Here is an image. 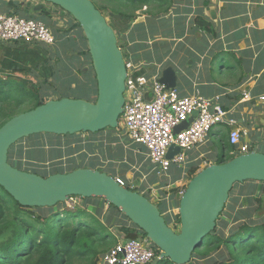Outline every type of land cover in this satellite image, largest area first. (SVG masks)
<instances>
[{
	"label": "trees",
	"instance_id": "trees-1",
	"mask_svg": "<svg viewBox=\"0 0 264 264\" xmlns=\"http://www.w3.org/2000/svg\"><path fill=\"white\" fill-rule=\"evenodd\" d=\"M89 1L106 19H112L122 29H128L121 36L128 45H131V49L136 50L132 52L136 54L130 57L135 64L142 59L146 63L147 61H156L159 63L157 65H160L162 58L157 56L156 60H153L148 45H152L151 50L154 51L158 49L156 45H171L174 44L173 39L185 38L187 40L186 38H188V36L184 37L185 17L173 19L172 16H166L175 0H100L107 3L102 5H99L96 0ZM143 8H145L144 10L148 9L145 22L134 24V12ZM15 9L18 10V7L15 6ZM189 10V6L183 9L184 14L187 15ZM175 11L177 12L178 9ZM16 13L27 16L29 11L19 9ZM38 15L42 16V22L49 27L50 14L45 10V7ZM115 16H119L120 20H116ZM126 22H132V25L126 27V24H128ZM75 27L81 35L74 38H68V34L73 33L71 30L65 31L67 32L65 34L63 32H53L55 43L51 47H40V45L34 44L31 48H28L25 46L27 44L18 43L24 45H21L19 49L12 50V57L15 54V59L18 60V63L21 62V66L26 67L29 65L31 70L37 73L36 76L42 74V84H38V82L34 84L26 79L29 73L21 70H28L27 67L26 69H14L8 72L9 70L2 71L3 64L0 63V127L19 115L18 111L24 109H27L26 112L34 110L45 102L52 100L49 99L52 96H55L56 100H60L70 98L71 95L78 97L80 94H89L92 90L91 85L84 92L78 88L71 90L70 86L74 83L85 85L90 81L87 78L91 74L96 87L94 90L96 100L97 85L86 40L82 36L79 25L75 23ZM212 30V24L200 15L192 20L189 29H187L191 36L210 33ZM170 42L171 44H168ZM137 51H143V58L139 56ZM43 52L45 55H43ZM75 57L76 59H74ZM86 58L90 60V71L84 73L82 60ZM77 64L80 65L76 68L77 73L85 77V82H78L72 74L71 68H75ZM64 72L69 76L65 82L67 84L66 88L61 85V78H58ZM19 73L27 74V76H20ZM141 73L146 74L143 70ZM48 78L54 79L52 82L58 81L59 85L55 86L52 82L46 83ZM44 96H47L48 99L43 101ZM86 101L92 102L89 99ZM101 132L95 134L84 133L89 136V140L84 143L80 140L74 143L71 142L73 146L62 144L63 141H60V139L67 138L66 140L70 142L80 134L66 135L65 137L45 136L44 138L49 139V143L54 144V146H50L49 155H46L47 153L45 154L43 149L38 148L37 141L41 137L32 135L28 139L19 140L10 147L7 162L13 168L43 178L54 174L69 173L77 169H91L116 178L111 174L110 169H102L97 153L102 156L106 154L107 159L117 161L118 158L122 157L123 149L122 147H117L115 150L111 149V145L104 142H99L95 147L96 136ZM216 135L220 136L218 140L220 150L210 156V161L216 159L217 164H222L226 155L230 156L229 161L239 156L235 147L230 145L227 132L219 128L216 130ZM25 141L30 142V145L25 147L23 145ZM115 141V139H110L111 144ZM133 148H136L138 162L143 163L144 166L147 165L144 152L139 148V145L134 144ZM78 152H81L79 153V164L74 159L69 158L68 167H65L61 161L45 165L48 157L54 162L64 156L72 157ZM232 152H235V154L231 155ZM36 159L40 161L42 168L35 165ZM146 167L143 168L146 169ZM197 169L195 167L189 171L190 179L194 177ZM122 179L126 181L125 177H122ZM177 180L178 178H174L173 183ZM237 186H241L238 196L241 199V208L233 212L232 208L235 209L237 204L231 200V196L233 189ZM132 191L137 192L135 189ZM141 195L148 199L146 195ZM81 200L84 204L83 208L74 210L65 209V203L57 204L52 208L24 207L15 202L0 187V264H100L101 257L120 242L110 232L111 229L107 226L108 223L111 224L110 227H118L123 234L122 241L146 238L145 234L132 224V226L127 227L116 220L112 223L113 216L110 212L116 216L122 215L113 206H107L103 199L81 198ZM255 204L256 207L258 204L259 206L256 208ZM92 205L95 206V213L87 210L89 206L93 207ZM262 206L264 207V183L247 181L234 184L224 206L225 211L223 209L219 215L215 229L205 237L187 264H264V218L257 211ZM226 208L231 209L233 213L226 214ZM222 216L229 218L232 223L240 222L228 229V223L223 220ZM175 221L174 224H180L178 214L175 216ZM167 226H170V223ZM227 231L228 233H226ZM158 254L157 251L156 255ZM159 264H170V262L161 260Z\"/></svg>",
	"mask_w": 264,
	"mask_h": 264
},
{
	"label": "water",
	"instance_id": "water-1",
	"mask_svg": "<svg viewBox=\"0 0 264 264\" xmlns=\"http://www.w3.org/2000/svg\"><path fill=\"white\" fill-rule=\"evenodd\" d=\"M33 12L40 13L50 4L70 15L86 40L94 71L97 96L94 102L63 98L49 100L34 110L19 114L0 127V187L19 205L52 208L71 197L100 198L116 208L160 252L150 264L168 260L187 264L205 237L216 226L234 184L247 181L264 183V154L256 148L222 164L214 160L187 184L179 199V232L167 226L158 207L137 192L120 186L115 178L91 169H77L43 178L13 168L8 151L21 139L32 135L56 136L95 134L107 128L117 129L124 104L125 64L115 32L106 18L89 0H37ZM120 20L119 16H115ZM159 83L167 90L177 85L172 66L163 69ZM193 118L174 129V134L188 128ZM180 149L170 147L167 159Z\"/></svg>",
	"mask_w": 264,
	"mask_h": 264
},
{
	"label": "rangeland",
	"instance_id": "rangeland-1",
	"mask_svg": "<svg viewBox=\"0 0 264 264\" xmlns=\"http://www.w3.org/2000/svg\"><path fill=\"white\" fill-rule=\"evenodd\" d=\"M25 0H19V3H23ZM33 3H37V0H29ZM99 2V5L102 4H107L106 2H102L100 0H96ZM28 2H24L23 6L25 7L27 5ZM40 4V3H39ZM33 5V4H32ZM31 5V6H32ZM45 7V10L50 14V20H49V27L50 30L52 31V33L55 31L56 32H63V34L67 33L65 31H72L73 33L68 34V38H74L75 36H80V32L77 30V28L75 27V21L73 20V18L68 15L66 12L62 11L61 9H59L58 7L52 6L50 4H43ZM110 5V4H108ZM187 0H175L173 6L170 8V10L166 13L167 17H171L172 14L175 12V10H179V9H186L187 7ZM4 8V7H3ZM26 9L29 11V15L35 20L41 21L42 22V16L38 15L36 13L33 12V10H30V7H26ZM189 9L192 11L194 8L193 7H189ZM147 10L143 9H139L136 12H134L135 14V21L134 24L137 23H142L143 19H145V15L147 13ZM108 25H110V27L113 29V31H115V35H116V39H117V45L120 49V51L122 52L123 58H127V60L132 61V58H130V54L128 51V47L129 45L127 44V42L122 38V33L128 31V29H122L118 23H116L115 21H113L112 19H106ZM133 22V21H132ZM132 22H126L128 24H126V27H129L132 25ZM185 37L188 36V38L182 39L180 42H174V44H171V46H168L167 51L165 52V55L160 63L161 65V71L169 66H172L173 69L176 72V77H177V85L175 90L177 91V93L181 96L187 95L191 93V90L193 88H195L196 90H198L197 88H200L198 91H196V93H201L202 88L204 87V80H208V81H212V83H214V86L218 87V88H222V86H224V84L229 85L230 83H225L220 81V78H223V76H220L219 74V69H220V65H221V58L219 57H211V60L209 61V64H206L203 62V60L199 61L198 58H196L194 56V52L192 50L189 49V45H196L199 36L196 34L194 36H191L189 34V32L187 31L188 29V24L187 22L190 21H185ZM77 24V23H76ZM53 33V35H55ZM190 35V36H189ZM83 36V35H82ZM191 38V41H190ZM189 41V42H188ZM166 42V41H164ZM21 45L24 44H18V43H0V63L3 64V67H1L2 71L5 70H9L13 71L14 69H27L28 70H21V71H26L27 73H29L27 76V74H20V76H27L26 79H28L31 83L36 84L38 82V84H42L43 83V76L42 74H38V76H36V72L34 70H31L30 66L27 65L26 67L21 66L20 63H18V60L15 59V54L12 57V50L15 49H19V47ZM83 45V44H82ZM176 45H179L178 47ZM188 45V46H187ZM197 45H202V42H198ZM28 48H31L32 46H34V44H27L25 45ZM43 47V46H40ZM46 48V47H45ZM44 48V49H45ZM46 50V49H45ZM141 53V52H140ZM43 55H45V53L43 52ZM76 59V57L74 58ZM228 60V58L226 59ZM134 61V60H133ZM132 61V62H133ZM140 63H136L137 65H139L144 72L147 75H154V69L156 71V65L155 62H148L147 63L145 61H142V59L139 61ZM81 63V62H80ZM202 63V68L198 67V64ZM82 64L84 66V73L85 71H90V60H88V58L82 60ZM50 65V64H49ZM210 65V67L212 68V72L210 74L204 72V68L208 67ZM51 66V65H50ZM80 66L79 64H77V66L75 68H71L72 70V74L76 77L78 82H85V77H82V75L77 73L76 68ZM19 76V77H20ZM58 78H61V85L65 86V88L67 87V84L65 83L67 81V79L69 78V76L64 72L61 73ZM90 81L88 83H86L85 85H76L77 83L71 84L70 89L71 90H76L77 88L80 89V91L84 92L90 85L92 87V90H90L91 92L89 94H80V96L75 97L73 95H71L70 98L73 99H83V100H91L92 102L95 101V94H94V90H95V85L93 82V75L91 74L90 76H88V78ZM54 79L48 78V82L46 83H51ZM55 84V86L59 85L58 81L52 82ZM234 83V82H233ZM232 83V84H233ZM37 84V85H38ZM53 84V86H54ZM216 87H213L214 90H217ZM220 89H218L219 91ZM195 93V94H196ZM46 95V94H44ZM216 97V96H215ZM219 97V101L221 99V96H217ZM47 96H44L42 98V100H47ZM49 99H56L55 96L50 97ZM234 102L238 101V99H235L234 97ZM236 102L235 105L236 106ZM231 113L235 114V108H230ZM27 109L24 110H20L18 111L19 114L26 112ZM118 121L120 122V117L118 119ZM216 129L218 128H213L210 133H209V139L207 138L206 141L204 142L205 144H202L201 146H199L198 149V154L194 155L195 160L193 159V161H191L189 164H186L185 167L183 168L184 170H181L182 174V179H180L179 182L176 183H172L174 180L175 175L177 174L176 168H172L170 170V173H168V175L166 177H163L161 179H158L155 176V173L153 174L152 169L150 168V164L147 160V165L144 166L143 163H139V159H138V155L136 152V148H133L134 144L131 143L125 132L122 129L121 126V122L118 124L117 129H113V130H106L103 131L101 133H99L96 136V141L94 142V146L96 147L97 144L99 142H104L105 144H110L111 149H116L117 147H122L123 149V154L121 158H118L117 161L115 160H110L107 159L106 154H104L103 156L101 154H98L97 151V155L99 157V162L102 165V169H110L111 170V174H113L116 178H120L122 179V177H125V180H123L126 184V186L129 185H133V187L135 188V190H137V192L139 194H144L148 197V199L152 200L154 203V205H156V203H160L162 200H167L170 197H172V193L173 191H177V192H182L187 184L189 183L190 179V174L189 171L191 169H194L195 167H197V171L195 173V175L201 171L202 169L208 167L214 160L210 161V157L211 155H214L218 150H220V145L218 143V140L220 139V136L216 135ZM77 135V134H76ZM34 136H38V135H34ZM45 136L49 137V136H53V135H47V134H39V138L37 143H38V148L43 149V152L46 155H49V152L51 150L50 146H54V144H51L48 142L49 139L44 138ZM70 136V135H69ZM61 137H65V136H61ZM68 137V136H67ZM28 139V138H27ZM67 138H61L60 141L62 140L63 142H61L62 144H69L71 146H73V143L75 141H83L86 142L89 140V136L85 135L84 133H80V135H78L77 138L72 139V141L70 140L67 141ZM110 139H115V143L113 142L111 144ZM25 140V139H24ZM73 142V143H71ZM248 145H250L253 148L257 149V152L264 154V144L260 143V142H255L253 144H251L250 142H246ZM242 144V143H241ZM23 145L26 147L27 145H30V142H23ZM140 149L143 150L144 152V158L145 157V150L143 147L139 146ZM196 149V150H197ZM210 151V153L205 154L206 152ZM79 153L78 154L72 156V157H66L64 156L62 159H58L55 160L54 162L50 160V158L48 157V160L46 162L45 165H49L51 163L55 164L58 161H61L62 163H64L65 167H68L69 165H67L69 158H72L75 160V162L77 164L80 163V159H79ZM190 153V152H189ZM188 153V154H189ZM203 156L201 158H199L200 155ZM230 156L226 155V157L223 159V163L229 161ZM35 165L37 167H41L40 166V161L38 159H36ZM34 165V167H35ZM147 166V167H146ZM48 167V166H47ZM143 167H146V169H144ZM42 168V167H41ZM47 169V168H46ZM65 174V173H64ZM171 175V176H170ZM173 175V176H172ZM194 175V176H195ZM240 189L241 186H237L236 188H234L233 190V194L231 196V200L235 202V204H237L236 206V210L234 208L233 212H236L238 209L241 208V199L238 198L239 193H240ZM141 192V193H140ZM178 196V195H177ZM176 196V198H177ZM149 200V201H150ZM230 200V201H231ZM151 202V201H150ZM84 204L81 200V198L79 197H72L71 200H68L65 203L64 208L67 210H74V209H82ZM93 207L89 206L87 208L88 211L95 213V206L92 205ZM159 209V211L161 212L162 215V210H161V206L156 205ZM259 206V204H258ZM257 206V207H258ZM256 207V204H255ZM256 207V208H257ZM63 208V207H62ZM63 208V209H64ZM86 208V207H85ZM107 208V206L105 207V209ZM225 211V209H224ZM259 212V215L264 218V207L262 206L261 208H258L257 210ZM231 212V209L226 208V214L228 213H233ZM110 214H112L113 218L111 220L112 223H114V221H118V220H123L124 218L122 216H116L115 214H113L112 212H110ZM235 214V213H234ZM163 216V215H162ZM166 221V224L170 223V220L167 217H164ZM223 220L227 221L228 223V229L234 227V225H236L238 222H230V219L223 217ZM126 221V219H125ZM124 223H127L125 222ZM128 221V220H127ZM175 221V218H174ZM176 222V221H175ZM110 223L107 224V226L111 229L110 232L113 233V235H115L118 239V241H122L123 240V234L119 231L118 227L112 226L110 227ZM115 227V228H114ZM173 231L175 232H179V228H180V224L177 223H172L169 226ZM228 233V231L226 232ZM100 264H102L100 262ZM171 264V263H170Z\"/></svg>",
	"mask_w": 264,
	"mask_h": 264
},
{
	"label": "built area",
	"instance_id": "built-area-1",
	"mask_svg": "<svg viewBox=\"0 0 264 264\" xmlns=\"http://www.w3.org/2000/svg\"><path fill=\"white\" fill-rule=\"evenodd\" d=\"M24 2H28L25 7ZM24 2L19 4L21 10L33 7L31 1ZM0 43L51 47L55 38L43 22L9 9L0 10ZM124 64L126 74L121 126L131 143L146 150L150 167L157 177L166 176L172 168H183L187 153L204 144L213 128H227L229 143L239 155L250 152V146L241 144V130L237 128L231 111L224 110L219 104V97L208 99L199 93L181 96L175 89L167 90L159 83L160 71L154 75L143 74V69L127 58H124ZM259 100L263 102L264 97ZM251 101L250 92L243 91L241 102ZM190 118L193 120L188 128L174 134V129ZM172 146L179 148L180 152L169 160L166 156ZM115 181L130 190L135 189L132 184L126 186L120 178H115ZM157 251L146 238L120 241L101 257V263L150 264L159 256L160 252L156 255Z\"/></svg>",
	"mask_w": 264,
	"mask_h": 264
},
{
	"label": "crops",
	"instance_id": "crops-1",
	"mask_svg": "<svg viewBox=\"0 0 264 264\" xmlns=\"http://www.w3.org/2000/svg\"><path fill=\"white\" fill-rule=\"evenodd\" d=\"M18 1L0 0V10L8 11L9 9H13L19 11L20 3ZM37 5H39V2L33 3V7L30 9L33 10ZM15 6L18 7V10L15 9ZM187 6H191L194 9L192 11L189 10L187 15L184 14L182 9H179L172 14V18L179 19L185 17L187 21H190L187 22L189 29L192 20L197 15H200L212 24L213 29L210 33L197 34L199 38L196 45L187 46L194 52V56L199 61L203 60L206 64H209L211 57L220 56L221 65L219 74L223 76V78H220V81L230 83L229 85L224 84L222 88H218L214 86L212 81L204 80V87L199 94L208 99L221 96L219 104L224 110H231L230 108L236 109L235 114H232V118H234L237 128L241 130V136L243 137L242 144L248 145L246 142L250 141L251 144L257 141L264 144V101L261 102L259 100L260 97H264V0H187ZM143 22H145V19H143ZM181 40L173 39V42H180ZM199 40L202 42V45H197ZM148 46L150 47L152 59L156 60L157 56L163 59L168 46L171 45H156L158 49L154 51L151 50L152 45ZM176 46L178 47L179 45ZM128 51L130 57L136 54L132 53L136 50L131 49V45H129ZM137 53L143 58V51H137ZM227 58L228 60H226ZM152 62L159 64L156 61ZM198 67L202 68V63L198 64ZM156 68L158 69L156 71L154 69L155 74L161 71L160 65H156ZM204 72L208 74L212 72L210 65L204 68ZM213 87H216L217 90H214ZM197 89L199 90L200 88ZM218 89L220 90L218 91ZM198 90L193 88L190 94L184 96L194 95ZM243 91L250 92L252 96L251 102H241ZM234 97L238 99L237 102L235 101L236 106H234ZM219 128L228 134L225 126ZM198 147L191 150L190 153L188 152L189 154L187 153L185 165L189 164L193 159L195 160L194 155L198 154ZM207 153H210V151L205 154ZM202 156L203 154L199 158ZM145 157L148 160L146 150ZM183 168H176L177 174L174 177L178 178L176 182L182 179V174L180 173L181 170H184ZM163 177L157 178L161 179ZM182 192L173 191L172 197L169 196L167 200L156 203V205L161 206L162 215L170 220V225L174 223V218L178 214V199ZM150 201L154 203L152 200ZM118 221L127 227L132 226L129 221H125V218ZM124 221L127 223H124Z\"/></svg>",
	"mask_w": 264,
	"mask_h": 264
},
{
	"label": "clouds",
	"instance_id": "clouds-1",
	"mask_svg": "<svg viewBox=\"0 0 264 264\" xmlns=\"http://www.w3.org/2000/svg\"><path fill=\"white\" fill-rule=\"evenodd\" d=\"M160 73H161V71H160ZM159 80V79H158Z\"/></svg>",
	"mask_w": 264,
	"mask_h": 264
}]
</instances>
